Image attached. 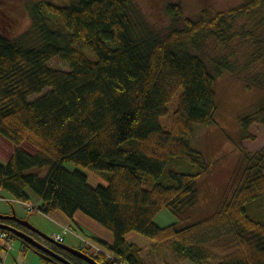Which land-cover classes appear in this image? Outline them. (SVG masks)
Instances as JSON below:
<instances>
[{
	"label": "trees",
	"instance_id": "16d2710c",
	"mask_svg": "<svg viewBox=\"0 0 264 264\" xmlns=\"http://www.w3.org/2000/svg\"><path fill=\"white\" fill-rule=\"evenodd\" d=\"M28 10L24 32L0 31V135L17 145L7 163L0 161V196L63 216L64 225L78 215L92 220L112 236L94 239L105 253L92 256L102 264H163L158 250L165 244L167 257L209 264L207 240L221 239L222 231L232 252L218 264H264V147L242 152L232 192L214 216L179 224L198 203L197 181L209 170L190 139L196 125L214 122L216 79L230 73L264 90V0L214 15L205 9L198 19L170 3L163 32L151 28L134 0H42ZM54 59L68 68L52 66ZM176 96L165 130L159 120ZM254 122L264 124V96L240 119L243 136ZM24 142L37 152L24 150ZM172 161L202 169L181 170ZM68 163L109 172V184L92 186ZM146 177L154 180L150 187ZM163 209L177 220L157 223ZM132 233L152 242H132Z\"/></svg>",
	"mask_w": 264,
	"mask_h": 264
},
{
	"label": "rangeland",
	"instance_id": "374dc122",
	"mask_svg": "<svg viewBox=\"0 0 264 264\" xmlns=\"http://www.w3.org/2000/svg\"><path fill=\"white\" fill-rule=\"evenodd\" d=\"M4 1V5H0V31L10 36H15L24 32L31 24L28 6L42 0ZM51 1L57 4H66L70 0ZM245 1L246 0H134V3L151 28L163 32L166 30L170 21L169 17L165 14V7L170 3L181 5L185 17L198 19L205 9L210 11L209 15H214L221 11H227L233 7L235 8ZM208 48H215L220 54V46L210 44ZM87 52L90 56L94 57V54L88 48ZM50 64L54 67L68 68L67 63L60 59H54ZM214 89L217 102L214 122L208 125H196L190 139V146L192 149L201 154L198 155V157L201 156V158L198 159L199 162H204L203 165H208L209 170L197 181L199 189L198 203L189 210L187 214L188 217L185 220L186 222L183 223L180 221V225L210 219L214 216L218 209L222 207V203L229 198L232 192L231 178L239 163L242 152L253 154L264 147L263 123L254 122L248 129L249 135L245 134L244 136L242 135L240 126V119L254 112L257 108L259 101L264 96V90L249 87L241 78L238 79L230 73L219 76L214 84ZM177 100L178 97L176 96L168 106V114L162 116L159 120L161 126L165 130H171L172 128L173 113L177 107ZM128 145V143L123 144L124 147ZM21 147L32 154L37 152V148L29 142H24L21 144ZM16 148V144L0 135V161L2 163L8 162ZM171 164H174V166L176 165L181 170L191 171L202 169V167L191 166L182 161H172ZM67 166L71 169L78 168L82 170L88 176L89 183L92 186H107L109 184L111 174L107 171H99L93 167L81 168L73 163H68ZM153 182L154 180L151 177H146L144 186L150 187ZM11 199L10 197L5 199V197L3 198L0 196V205L5 211L11 212L14 209L18 217L28 218L27 220L30 224L47 236L53 237L55 234L60 233L64 236L65 244L71 247L81 246V236H79L75 226L71 227L72 231L80 238L72 233H65L63 227L59 224L56 214H45L37 211L31 212L29 208H34L32 203H25L23 201L17 202ZM176 220L177 217L168 209H163L156 217L157 223L164 226ZM218 231L220 234V229ZM223 235L224 233L222 231V240L220 237L207 240L209 248L211 249L210 252H212L214 256V259L210 261L209 264H218L222 261V257L225 254L232 252L230 249L227 250L222 243L223 239L225 240V235ZM82 237L92 240L95 239V237L91 235L87 236V234H82ZM140 238L146 241L148 240L150 243L152 242L151 239L143 237L142 235ZM15 242L17 244V249H14L19 250L21 241L17 239ZM95 244L97 243L95 242ZM9 245L10 241L5 247L8 248ZM167 247V244L162 245L161 248L160 245H158V248H160L158 251L161 250L160 256L164 257L163 264H190L189 260L180 254H177V256L172 254L167 257ZM17 252H15V254H17ZM12 253H14V251ZM80 262L86 264L83 261ZM11 264H16L13 257L11 258Z\"/></svg>",
	"mask_w": 264,
	"mask_h": 264
},
{
	"label": "crops",
	"instance_id": "0c3cea01",
	"mask_svg": "<svg viewBox=\"0 0 264 264\" xmlns=\"http://www.w3.org/2000/svg\"><path fill=\"white\" fill-rule=\"evenodd\" d=\"M13 210L11 212H7L0 205V212L1 213L12 214ZM21 217H23V216H21ZM56 217L59 219V224L61 226L67 222L63 216L56 215ZM23 218H26V217H23ZM76 221L77 222L73 223L74 225H72V223H67V224L70 225L71 227L75 226L77 228V232H78L79 236L82 237V234H87V236L91 235L92 237L102 239L105 242H111L112 241L111 234L107 230L100 227L98 224H96L92 220H90L89 218L82 216V215L81 216L78 215L76 217ZM83 224H85V225H83ZM79 236L76 235V237L80 238ZM127 238H128V240L135 242V243H138L140 245L150 243L148 240L146 241L143 238H140V236L138 234H134V233L129 234L127 236ZM140 239H141V241H140ZM15 241H17V238H12L10 240L9 247L6 248L4 245L5 242L0 239V263L1 264H11V258L12 257L15 259L16 264H56L53 262H49L48 260L39 256L33 249L25 248V246L22 242H20L19 250H15L14 248L17 247V244ZM74 248H78V247H74ZM13 251H14V253H12ZM15 252H17V254H15ZM160 252H161V250L159 251V253ZM187 260H189V259H187ZM189 262H190V264H196L195 262H193L191 260H189Z\"/></svg>",
	"mask_w": 264,
	"mask_h": 264
},
{
	"label": "water",
	"instance_id": "95a60500",
	"mask_svg": "<svg viewBox=\"0 0 264 264\" xmlns=\"http://www.w3.org/2000/svg\"><path fill=\"white\" fill-rule=\"evenodd\" d=\"M6 221H13L17 224L24 226L25 228H27L28 230L32 232L38 233L46 241L54 243L57 247L63 250H66L67 252L73 254L74 256L84 260L88 264H102L95 257L85 253L81 249L74 248L66 244H62V243L55 241L54 238L47 236L46 234L41 232L39 229L35 228L32 224L29 223L27 219L18 217L15 210H13L12 214H1L0 213V229L8 230L14 233L19 238H22L29 244L33 245L35 248V252L39 256L48 260L49 262H53L56 264L57 262H62L64 264H74L73 262L65 258L63 255L59 254L56 251L51 250L50 248L46 247L44 244L38 242L32 235L22 230H19L17 227L8 224Z\"/></svg>",
	"mask_w": 264,
	"mask_h": 264
},
{
	"label": "built area",
	"instance_id": "2783aa9c",
	"mask_svg": "<svg viewBox=\"0 0 264 264\" xmlns=\"http://www.w3.org/2000/svg\"><path fill=\"white\" fill-rule=\"evenodd\" d=\"M29 209L32 210V208H29ZM62 227H63L65 233H73V234H76V233H74L72 231V228L70 227V225H62ZM53 237H54V239L57 242H63L64 241V236L62 234H55ZM0 238H1V240H3L5 242V245L7 243H9V240H8V238L6 237V235L4 233H1L0 234ZM81 240H82V242H81V248L83 250H86L87 252H90V253H93V254L105 253L103 251V249L98 244H95V242L92 241L91 239H89V238L86 239V237H81Z\"/></svg>",
	"mask_w": 264,
	"mask_h": 264
},
{
	"label": "flooded vegetation",
	"instance_id": "af4514ba",
	"mask_svg": "<svg viewBox=\"0 0 264 264\" xmlns=\"http://www.w3.org/2000/svg\"><path fill=\"white\" fill-rule=\"evenodd\" d=\"M15 224H16L15 227H17L19 230H22V231H24V232H26V233L32 235L33 237H35V238L37 239L38 242L44 244L46 247L50 248L51 250L56 251V252H58L59 254L63 255L65 258H67V259L70 260L71 262L74 263V262L78 261V259H80V258L74 256L73 254L67 252L66 250H63V249L61 250V248L57 247L54 243H51V242L46 241V240H45L42 236H40L38 233H35V232L30 231V230H28L27 228H25L24 226H22V225H20V224H17V223H15ZM10 225H11V224H10ZM64 241H65V239H64ZM64 241H63V242H59V243L64 244ZM68 246H69V245H68ZM81 260H82V259H81ZM83 261H84V260H83ZM84 262H85V261H84ZM60 263H62V262H60ZM62 264H64V263H62ZM86 264H88V263H86Z\"/></svg>",
	"mask_w": 264,
	"mask_h": 264
},
{
	"label": "bare ground",
	"instance_id": "6f19581e",
	"mask_svg": "<svg viewBox=\"0 0 264 264\" xmlns=\"http://www.w3.org/2000/svg\"><path fill=\"white\" fill-rule=\"evenodd\" d=\"M5 234V233H4ZM6 235V234H5ZM6 237H7V235H6ZM7 238H9V237H7ZM80 261H82L81 259H78V261H76V263L77 264H83L82 262H80Z\"/></svg>",
	"mask_w": 264,
	"mask_h": 264
}]
</instances>
